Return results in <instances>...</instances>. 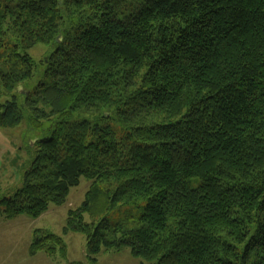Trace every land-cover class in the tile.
<instances>
[{"label": "trees", "instance_id": "1", "mask_svg": "<svg viewBox=\"0 0 264 264\" xmlns=\"http://www.w3.org/2000/svg\"><path fill=\"white\" fill-rule=\"evenodd\" d=\"M35 46L52 51L35 62ZM9 94L0 129L58 120L0 215L37 219L86 179L64 233L85 236L91 264L125 248L148 264H264V0H0ZM140 199L134 229L83 222ZM32 234L31 256H66Z\"/></svg>", "mask_w": 264, "mask_h": 264}, {"label": "rangeland", "instance_id": "2", "mask_svg": "<svg viewBox=\"0 0 264 264\" xmlns=\"http://www.w3.org/2000/svg\"><path fill=\"white\" fill-rule=\"evenodd\" d=\"M52 48L35 46L28 51L30 57L38 62L48 55ZM39 70L36 71L33 80L25 85L26 92H32L40 79ZM14 94V93H13ZM13 94L3 97L0 102L11 101ZM24 97L20 96L18 104H22ZM25 120L16 129H0V202L9 199L22 188L23 175L34 158L32 143L46 138L58 120L51 117L43 121L40 127L30 121L24 112ZM113 124V122H110ZM116 133H121L122 127L115 125ZM91 182L81 179L77 187L72 188L61 206H49L48 211L37 219L27 216H18L7 219L0 215V264H91L86 257V238L78 233H64L68 222V212L80 208ZM198 181L191 187L195 188ZM146 200L140 199L132 206H119L107 214L91 218L83 215L85 224L98 225L103 219L110 226L123 224L128 229H134L138 225V219L144 211ZM36 230L46 231L49 234L61 238L66 246V256L56 254L48 257L42 253L31 256L29 247L33 240V232ZM96 264H148L133 259L128 249L120 252L102 253L97 258Z\"/></svg>", "mask_w": 264, "mask_h": 264}]
</instances>
